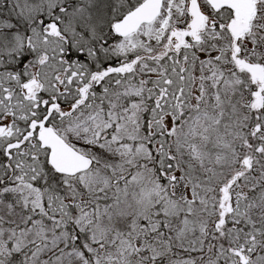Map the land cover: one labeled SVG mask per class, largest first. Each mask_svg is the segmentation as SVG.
Instances as JSON below:
<instances>
[{
  "label": "snow or ice",
  "instance_id": "obj_1",
  "mask_svg": "<svg viewBox=\"0 0 264 264\" xmlns=\"http://www.w3.org/2000/svg\"><path fill=\"white\" fill-rule=\"evenodd\" d=\"M0 264H264V0H0Z\"/></svg>",
  "mask_w": 264,
  "mask_h": 264
}]
</instances>
